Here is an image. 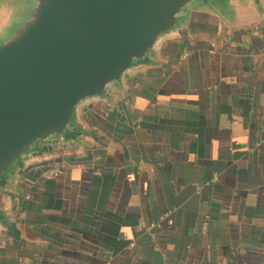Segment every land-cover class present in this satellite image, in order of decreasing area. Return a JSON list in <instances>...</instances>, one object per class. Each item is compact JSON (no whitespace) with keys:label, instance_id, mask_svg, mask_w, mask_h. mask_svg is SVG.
I'll list each match as a JSON object with an SVG mask.
<instances>
[{"label":"crops","instance_id":"1","mask_svg":"<svg viewBox=\"0 0 264 264\" xmlns=\"http://www.w3.org/2000/svg\"><path fill=\"white\" fill-rule=\"evenodd\" d=\"M160 56L84 108L98 148L25 170L0 264H264V29Z\"/></svg>","mask_w":264,"mask_h":264},{"label":"water","instance_id":"2","mask_svg":"<svg viewBox=\"0 0 264 264\" xmlns=\"http://www.w3.org/2000/svg\"><path fill=\"white\" fill-rule=\"evenodd\" d=\"M259 29L264 0H0V244L27 168L100 146L85 107L129 101L168 40Z\"/></svg>","mask_w":264,"mask_h":264},{"label":"built area","instance_id":"3","mask_svg":"<svg viewBox=\"0 0 264 264\" xmlns=\"http://www.w3.org/2000/svg\"><path fill=\"white\" fill-rule=\"evenodd\" d=\"M209 44L212 46H214L213 42H209ZM60 173V169L59 168H48L46 170L43 171L42 176L46 179L49 178H54L56 176H58V174Z\"/></svg>","mask_w":264,"mask_h":264}]
</instances>
